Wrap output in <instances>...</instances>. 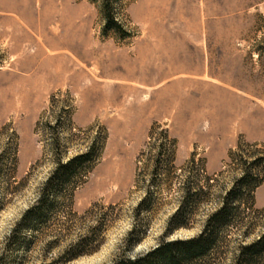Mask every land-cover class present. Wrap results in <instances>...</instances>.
I'll use <instances>...</instances> for the list:
<instances>
[{
    "label": "rangeland",
    "instance_id": "rangeland-1",
    "mask_svg": "<svg viewBox=\"0 0 264 264\" xmlns=\"http://www.w3.org/2000/svg\"><path fill=\"white\" fill-rule=\"evenodd\" d=\"M102 5L0 0V155L4 149L13 155L9 183L0 180V189H9L1 196L0 264L52 261L91 234L95 220L87 213L95 205L105 208L101 213L116 206L101 246L56 264H112L150 193L154 210L141 214L146 235L131 255L149 252L194 175L188 164L195 156L213 179L215 200L201 207L194 228L169 240L193 238L216 197L244 171L240 156L230 160V153L239 144L246 158L264 153V0H116L120 32L106 29ZM164 131L177 142L176 169L162 163L155 177ZM96 138L105 145L74 193L78 219L63 210L45 236H28L29 250L10 248V234L58 159L87 152ZM257 199L264 204V184ZM256 218L249 242L264 229V214Z\"/></svg>",
    "mask_w": 264,
    "mask_h": 264
},
{
    "label": "trees",
    "instance_id": "trees-1",
    "mask_svg": "<svg viewBox=\"0 0 264 264\" xmlns=\"http://www.w3.org/2000/svg\"><path fill=\"white\" fill-rule=\"evenodd\" d=\"M102 1L106 29L120 32L122 26L114 14L113 7L116 0ZM162 136L164 142L156 162L155 177L158 176V167L162 163H166L171 170L176 169L177 142L170 139L168 131H164ZM101 145L104 147L105 140L96 138L87 152L66 162L63 157L58 159L57 167L44 184L37 202L26 211L10 234V248L18 251L29 250L32 241H29L28 236L35 235L37 239L41 235L45 236L53 226H57V223H52L53 219L63 210L68 211V215L74 220L78 219V215L73 212L74 193L85 183L93 169ZM242 150L243 145L239 144L229 155L230 160L240 156L244 168L242 175L234 181L229 190L216 197V208L208 215L202 231L197 236L184 240H169L179 230L194 228V217L201 207L215 200L213 187L210 185L213 179L207 175L204 167H198L194 156L188 164L192 167L194 175L183 183L180 203L176 212L169 218L159 245L144 254L131 255L146 235L147 225L141 223V214L143 211L150 213L154 210L149 193L135 210V218L139 223L135 224L128 234L124 251L112 264H224L227 261L230 264H264V229L255 240L249 242L255 228L250 221L252 215L258 219L264 214L256 208V193L264 184V153L258 152L250 159L245 157ZM11 155L10 149H4L0 155V180L5 184H8L11 178ZM16 162L14 157V164ZM4 192H9V189H0V212L3 209L1 196ZM98 208L105 210L95 205L87 213L95 220L91 234L81 236L52 261L48 260L47 256L44 257L42 264L68 262L96 252L103 242V234L116 220L112 215L116 206H110L104 213H101V210L98 212ZM60 228L68 230L65 224ZM235 230L241 232L238 238H232ZM57 242L58 239L53 241Z\"/></svg>",
    "mask_w": 264,
    "mask_h": 264
},
{
    "label": "crops",
    "instance_id": "crops-1",
    "mask_svg": "<svg viewBox=\"0 0 264 264\" xmlns=\"http://www.w3.org/2000/svg\"><path fill=\"white\" fill-rule=\"evenodd\" d=\"M15 27H16V26H15ZM19 27H20V26H19ZM21 32H22V31H21ZM73 78H74V77H73ZM137 82H139V83H140V82H141V80H140V79H138V80H137ZM257 207H258V208H261V209H264V204H263V205H261V204L258 202V199H257Z\"/></svg>",
    "mask_w": 264,
    "mask_h": 264
}]
</instances>
